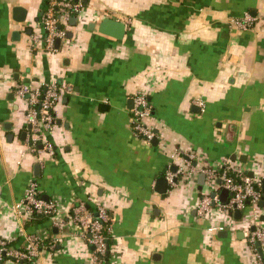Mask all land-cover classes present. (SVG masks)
<instances>
[{
    "label": "crops",
    "instance_id": "crops-1",
    "mask_svg": "<svg viewBox=\"0 0 264 264\" xmlns=\"http://www.w3.org/2000/svg\"><path fill=\"white\" fill-rule=\"evenodd\" d=\"M82 1L77 23L60 24L73 36L50 55L30 44L34 32L45 35L47 0H0V236L21 248L35 234L44 246L34 261L0 264H93L80 229L53 220L79 200L112 212L105 264H254L248 237L256 222L264 228V207L250 205L240 219L217 206L200 218L196 204L207 191L200 173L164 194L156 189L175 167L173 149L203 153L198 164L232 160L251 177L264 175V0ZM19 5L28 9L24 22L13 19ZM245 12L257 16L253 29L229 21ZM107 17L125 23L121 40L100 31ZM42 78L57 79L61 92L55 110L62 122L49 135L54 156L26 150L22 139L25 104L15 88ZM140 89L154 106L149 124L158 144L131 127V95ZM32 178L60 209L41 224H27L11 208L23 202Z\"/></svg>",
    "mask_w": 264,
    "mask_h": 264
},
{
    "label": "built area",
    "instance_id": "built-area-1",
    "mask_svg": "<svg viewBox=\"0 0 264 264\" xmlns=\"http://www.w3.org/2000/svg\"><path fill=\"white\" fill-rule=\"evenodd\" d=\"M83 8L82 0H47V11L40 20L45 35H42L41 32H34L30 36L32 48L36 50L44 48L50 55L56 53V39L64 38L67 35L60 24L63 21H68L72 15L81 16ZM229 21L241 30H250L255 26L257 16L245 12L241 16H231ZM15 91L17 97L22 99L25 104L24 120L27 135L23 142L26 150L46 152L54 156L56 154L55 143L49 135L57 129L58 125L55 107L61 101V92L57 79L45 80L42 78L34 83H19L16 85ZM131 99L133 100L131 127L139 137L150 143L156 138L157 133L149 124L154 110L149 94L145 89H140L131 95ZM201 106H203L202 103ZM202 154L192 149L189 151L173 149L170 159L177 169L168 167L165 171L169 189L176 187L180 179L186 181L193 174H205L204 186L208 190L196 204V211L200 218H210L215 215L217 206L224 211L232 212L242 211L250 205L254 208L259 206V201L263 197L261 188L264 175L251 177L241 163L232 160H225L221 167L211 166L210 159L207 164H198L197 161L202 157ZM218 179L221 180V183H218ZM221 188H226L230 193L226 202H220L217 196L211 195L212 190ZM86 203L85 200L74 203L65 218L53 219L54 224L58 228H64L70 224L77 226L82 236L93 247L92 263L105 264L110 249L108 238L113 230V222L107 227L108 233H105V223L113 221V217L111 218L106 206H96L97 211L94 213ZM11 208L25 219H29L35 213L51 214L53 218L60 210L57 201L50 198L46 200L40 194L35 178L29 181L23 202L17 203ZM253 226L255 228L250 231L248 237V242L254 253L253 261L254 264H264V255L258 251L257 246L259 242L264 251V228L259 222ZM208 230L211 232L221 231L224 230V226L211 225ZM11 242L12 239L0 236V260L10 258L17 262H31L44 249L43 241L35 234L28 236L27 244L24 247H13Z\"/></svg>",
    "mask_w": 264,
    "mask_h": 264
},
{
    "label": "water",
    "instance_id": "water-1",
    "mask_svg": "<svg viewBox=\"0 0 264 264\" xmlns=\"http://www.w3.org/2000/svg\"><path fill=\"white\" fill-rule=\"evenodd\" d=\"M27 15H28V9H26L24 6H15L14 9H13V19L18 21V22H24L27 18ZM78 21V18L76 15H72L70 17V23L72 25H75ZM100 31L103 32V33H106V34H110V35H113L114 37H116L117 39H122L124 34L126 33V30H125V23L122 22V21H118L116 19H113L111 17H107V18H104L101 23H100ZM18 32V31H16ZM28 32L29 33H32V28H29L28 29ZM19 33V32H18ZM67 36L68 38H71L73 36V33L70 31L67 33ZM60 44H61V39L60 38H57L56 39V47L59 48L60 47ZM131 105L133 106V100L131 99ZM131 106V107H132ZM61 119H58L57 123L58 124H61ZM30 128V126H29ZM5 130L8 131V140L9 141H12L13 138H14V133L12 132L13 130V123L12 122H6L5 123ZM26 135H27V130H24L22 131V139L25 140L26 138ZM153 143L154 144H158V138L156 137L154 140H153ZM233 160H236L237 159V155H234L232 157ZM239 159L243 162H246L247 160V157L245 155L239 157ZM40 169H41V165L38 163L35 165V176H38L40 174ZM174 170L177 169V167L175 166L173 168ZM252 174L253 176V173H250ZM205 180H206V176L204 173H200L199 174V187L202 188L204 185H205ZM218 183H221V180L218 179ZM169 190V183L167 181V179L164 177V176H160L158 177L157 179V189L156 191L160 194H164L166 193L167 191ZM262 193H263V197L262 199L259 201V206L260 207H264V181H263V185H262ZM211 195L213 197H216L217 195H219L220 197V202H226L230 193L229 191L226 189V188H221V189H214L212 190L211 192ZM46 200L49 199V195H44L43 196ZM248 204L250 203L249 201L247 202ZM235 216H237L238 218H242L243 216V213L241 210H236L234 212ZM255 228V226H252V230ZM55 231H57V229H55ZM220 234H225L227 235V230H222L219 232V235ZM257 246H258V251L264 255V251L262 249V247L260 246L259 242L257 243ZM93 248V247H92ZM109 253V251H108Z\"/></svg>",
    "mask_w": 264,
    "mask_h": 264
},
{
    "label": "trees",
    "instance_id": "trees-1",
    "mask_svg": "<svg viewBox=\"0 0 264 264\" xmlns=\"http://www.w3.org/2000/svg\"><path fill=\"white\" fill-rule=\"evenodd\" d=\"M47 4V3H46ZM47 7V5H46ZM37 183H38V179L35 178ZM38 189H39V186H38ZM40 194L43 195V192L40 191ZM88 208L90 210H92L94 213H96L97 211V207L91 205L90 203H86ZM110 212V215H111V218L113 217L112 215V212L109 210ZM52 218V215L51 214H45V213H35L34 215H32L29 220L27 221V224H41V223H45L47 221H49L50 219ZM112 221H108L105 223L106 225V228H105V233H108L107 231V227L109 224H111ZM108 241H109V245H112V242H111V237L108 238ZM109 259V258H108ZM108 259L106 262H108ZM4 260V259H3ZM3 260H0V261H3Z\"/></svg>",
    "mask_w": 264,
    "mask_h": 264
},
{
    "label": "rangeland",
    "instance_id": "rangeland-1",
    "mask_svg": "<svg viewBox=\"0 0 264 264\" xmlns=\"http://www.w3.org/2000/svg\"><path fill=\"white\" fill-rule=\"evenodd\" d=\"M206 190H208L206 187H205Z\"/></svg>",
    "mask_w": 264,
    "mask_h": 264
}]
</instances>
